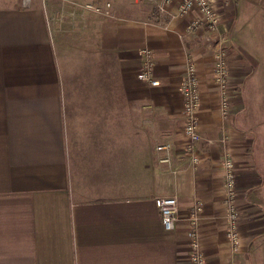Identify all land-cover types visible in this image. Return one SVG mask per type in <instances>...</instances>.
Masks as SVG:
<instances>
[{
	"label": "crops",
	"instance_id": "crops-1",
	"mask_svg": "<svg viewBox=\"0 0 264 264\" xmlns=\"http://www.w3.org/2000/svg\"><path fill=\"white\" fill-rule=\"evenodd\" d=\"M107 1L109 14L84 7ZM211 1L218 30L188 33L197 10L160 23L147 0H0V264H189L186 216L197 200L206 264H264V0ZM222 45L226 117L213 78ZM143 49L155 86L137 78ZM190 55L200 86L196 165L184 155L177 89ZM162 141L175 172L160 162ZM225 148L242 206L234 254ZM158 196L178 199L172 230Z\"/></svg>",
	"mask_w": 264,
	"mask_h": 264
},
{
	"label": "built area",
	"instance_id": "built-area-1",
	"mask_svg": "<svg viewBox=\"0 0 264 264\" xmlns=\"http://www.w3.org/2000/svg\"><path fill=\"white\" fill-rule=\"evenodd\" d=\"M23 4H28L29 0H22ZM152 5L151 18L157 22L164 23L167 19L174 16L183 17L193 10L198 11V15L193 17L187 24V32L195 33L201 28H205L209 31H217L220 24V16L216 4L211 0H177L175 10L171 11L170 8L174 0H147ZM110 2L107 1L102 5L86 3L84 5L86 10L95 13L109 14ZM144 56L143 65L137 74V78L146 84L155 86L158 81L153 78L152 74V52L149 49L141 50ZM214 69L213 74L214 83L217 86L220 95V111L221 114L226 117L229 107V86L231 77V66L229 62L228 53L226 48L220 46L214 54ZM187 65L184 71V75L178 85V92L182 98V114L184 116L182 133L185 137L184 155L190 158L193 165H196L199 161V155L196 152V144L202 139L198 131L197 115L195 112L200 107V93L197 88L198 75L196 72L194 59L190 55L187 59ZM225 140H222L224 142ZM157 151L163 152V156L160 158V162L165 164L169 169H172L171 152L172 145L164 142L156 145ZM228 156V154H227ZM229 158V156H228ZM224 169V192L226 194V216L230 229L226 232V237L230 243L236 242L235 229L239 224L240 211L233 210V198L237 192L236 180L238 177L237 167L229 159L221 161ZM154 204L158 208L161 223L165 230H172L178 221V199L175 196H158L154 198ZM202 203L196 201L195 204L189 210V214L186 217V223L189 228V241L190 252L192 249V255H189L190 264H198L200 252L198 246L194 241L199 224V213L201 211ZM236 251V249H235Z\"/></svg>",
	"mask_w": 264,
	"mask_h": 264
},
{
	"label": "rangeland",
	"instance_id": "rangeland-1",
	"mask_svg": "<svg viewBox=\"0 0 264 264\" xmlns=\"http://www.w3.org/2000/svg\"><path fill=\"white\" fill-rule=\"evenodd\" d=\"M215 4V3H214ZM214 69V68H213ZM215 72L213 71V74H214ZM184 75V74H183ZM197 75H198V73H197ZM182 79V78H181ZM232 82H231V77H230V86H229V90L231 91V84ZM197 88H198V90H199V93H200V86H199V77H198V83H197ZM229 102H230V98H229ZM228 109H229V107H228ZM195 114H196V112H195ZM227 114H228V112L226 113V116H227ZM182 117H183V121H184V116H183V114H182ZM197 122H198V118H197ZM198 124H199V122H198ZM183 128V127H182ZM183 142H185V137H183ZM220 140H221V142H222V140H225L224 142H222V144H224V143H226V141H227V138H226V136H222V138H220ZM164 142H167V143H170L169 141H162V142H159V144L160 143H164ZM171 144V143H170ZM224 146V145H223ZM225 147V146H224ZM227 154H228V156H229V158H228V156H227ZM223 158L224 159H230L232 162H233V164H234V166L235 167H237L236 166V163H235V161H234V159H233V156H232V154L229 152V148H225V149H223V152H222V154H221V161L223 160ZM163 164V163H162ZM222 164V163H221ZM165 166V165H164ZM165 168H166V171H168V172H175V171H177L176 170V168L174 169L173 168V166H172V169H169L167 166H165ZM238 170V169H237ZM237 179H238V177H237ZM238 185V181L236 180V186ZM237 192L238 193H235L236 195H235V198L236 199H234L233 198V210L234 211H240L241 210V204H240V202H239V199H238V195H239V191H238V187H237ZM225 197H226V194H225V192H224V203H225V205L227 206V204H226V199H225ZM198 201V200H197ZM199 202V201H198ZM226 209V208H225ZM201 210H202V206H201ZM201 212V211H200ZM189 214V213H188ZM188 214H187V216H188ZM186 216V217H187ZM199 216H200V213H199ZM239 224H237V226H236V229H235V239H236V242H235V244L233 243H230V241H229V246H230V251L234 254V252H238L239 251V248H240V246H241V239H242V233H241V230H240V224H241V220H242V216H241V213L239 214ZM225 217H226V220H227V223H228V219H227V216L225 215ZM187 225V236H188V238H189V241H191L192 239H191V237L189 236V228H188V224H186ZM230 229V224H226V232H227V230H229ZM194 241L196 242V245L198 246V250H199V252L201 253L200 254V257H199V261H198V264H206V260H205V255H204V252H203V249H202V247H201V242H200V237H199V224H198V229H197V232H196V237L194 238ZM235 249H236V251H235ZM189 255H192V249H191V252H190V247H189ZM188 261H189V256H188ZM190 264V263H189Z\"/></svg>",
	"mask_w": 264,
	"mask_h": 264
},
{
	"label": "trees",
	"instance_id": "trees-1",
	"mask_svg": "<svg viewBox=\"0 0 264 264\" xmlns=\"http://www.w3.org/2000/svg\"><path fill=\"white\" fill-rule=\"evenodd\" d=\"M201 136V135H200ZM155 148H156V146H155ZM172 162V161H171ZM165 165V164H164Z\"/></svg>",
	"mask_w": 264,
	"mask_h": 264
}]
</instances>
